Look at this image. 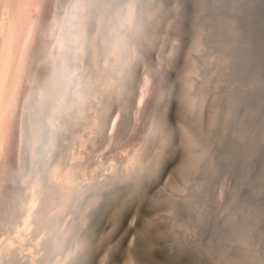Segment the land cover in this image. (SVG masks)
<instances>
[{
    "label": "bare ground",
    "instance_id": "6f19581e",
    "mask_svg": "<svg viewBox=\"0 0 264 264\" xmlns=\"http://www.w3.org/2000/svg\"><path fill=\"white\" fill-rule=\"evenodd\" d=\"M163 1L66 0L67 6L55 18L61 20L54 49L47 47L45 28H39L41 37L38 35L40 40L30 57L22 117L15 122L22 150L12 162L13 169H6L3 175V190L9 197L0 199L7 203L0 212L8 219L13 206L19 204L17 199L28 197L27 187L36 184L40 203L34 218L38 228L41 223L50 227L41 249L45 264L69 248L74 238L83 240L85 231L95 229L103 220H122V214L136 201H143L148 209L170 211L163 227L151 231L141 225L136 229L140 236L136 255L152 251L153 232L164 229L167 238L163 246L174 264H264V0H168L171 8L156 14ZM145 11L158 17L175 15L179 20L177 32L204 49L195 61L202 79L193 91L187 89L183 75L168 87L158 80L163 96L149 103L151 111L156 112L153 115L158 111L161 115L160 106L176 102L178 123H171L162 114L156 129L160 153L177 159L171 190L152 194L148 188L161 177L160 153L147 169L142 166V170L126 176L116 173L104 180L61 189L55 181L56 169L58 172L57 167L62 168L64 162L68 166L67 150L72 143L71 132L66 131L74 119L84 117L83 104L75 95L83 97L97 90L102 81L100 62L108 55V47L116 51L112 39L117 31H121L123 40L137 43L136 22ZM80 64L86 66L85 79L75 72ZM41 69L44 71L38 73L39 79H33ZM121 72L131 78L129 65ZM115 77L116 85L122 88V80ZM128 98L124 93L121 100ZM108 102L107 97L98 108L100 118ZM54 113L57 117L51 121ZM125 117L123 129L128 123ZM75 174L79 181L80 174ZM177 180L184 185L182 194L174 190ZM228 180L233 185L223 193V203L218 207L217 187ZM83 215L89 219L85 226ZM67 216L72 217L68 224ZM10 260L4 258V263L11 264L14 256ZM93 261L94 250L80 247L66 264Z\"/></svg>",
    "mask_w": 264,
    "mask_h": 264
},
{
    "label": "rangeland",
    "instance_id": "374dc122",
    "mask_svg": "<svg viewBox=\"0 0 264 264\" xmlns=\"http://www.w3.org/2000/svg\"><path fill=\"white\" fill-rule=\"evenodd\" d=\"M53 1L0 0V199L9 197V194L6 196L3 190L5 183L3 175L6 169L7 172L13 169L14 163L12 162L17 161L20 150H22L19 149L17 142L19 125L16 126V123H19L22 117L21 105L28 87L30 57L36 42L40 40L37 38L41 37L39 28L41 26L45 28V37H48L47 47L55 48L59 42L58 31L61 19H56L59 18L58 16L67 4L66 0H58L57 3ZM168 5H171L170 2L164 0L156 8V14L163 9H170L171 6ZM156 14H151L149 11L141 14V18L136 22L137 27L134 33L136 44L131 39L123 40L121 31H117L112 39V45L116 51L108 47L106 52L108 55L100 62L102 81L99 82L97 90L83 97L75 95V98L81 100L84 105H81L82 117H84L74 119V123L66 131L67 134L71 132L72 142V145L69 144V151L67 150L70 154H67L68 166L66 167L67 164L64 162L62 166L65 169L57 167L60 169L58 172L56 169L57 178L54 177L56 183L59 182L58 184L63 187L61 189L75 188L90 181L104 180L117 174L126 176L142 170V166H144L143 169H147L150 164L152 166L160 153L158 149L160 138L156 129L161 125L162 114L168 120L170 119L171 123H178L175 117L176 102L174 101L163 107L160 106L161 115L159 111L153 115L156 112L151 111L149 103L152 100H159L164 93L162 88V92L160 91L158 83L163 82L167 87L175 85L178 77L183 75L187 89L193 91L195 84L201 81L202 72L195 61L203 55V47L197 41L177 32L175 25H178V17L171 13L159 17ZM55 21L57 23H54ZM77 50L81 52L79 48ZM127 65L130 66L131 78L127 76L128 74L124 75L121 72L122 68ZM85 67L81 64L75 67L76 74L83 79L87 76ZM105 67L108 69L106 70ZM113 68L114 73L109 72ZM41 71L44 70L41 69L33 74L35 75L33 79H39L37 77L38 73L41 75ZM115 76H118L120 81L122 80V88L116 85L118 78ZM154 86L157 87L154 88ZM124 93H127L129 97L127 101L121 100ZM107 97L109 102L100 118L97 110ZM87 101L91 103L88 104L89 106ZM125 102L130 105H125ZM194 102H192L193 105L196 104ZM56 117L55 113L51 115V121H54ZM123 117L128 119L125 129L122 128ZM160 157L159 175L161 177L155 183L151 182L148 185L152 194L169 192L171 183L176 179L177 159L169 158L164 153H160ZM75 173L80 174L79 181L75 178ZM178 181L174 190L182 194L184 185ZM7 184L10 185L11 182ZM33 184V182L30 183V188L27 187L25 192V196L28 195L25 197V199L28 198L26 202L23 197H19L17 200L21 202L17 201L18 206H13L14 209L8 219L3 218L0 212V264H5L4 258H9L10 262L12 256L14 260L11 264H45L41 249H43L44 240L48 237L50 227L44 226L43 223L39 228L37 227L34 217L39 209L40 195L37 186L34 188L36 184ZM232 185V182L228 180L226 185L224 182L217 187L218 207L223 203V193ZM33 189L36 190L35 193ZM0 205V211H2L1 208L7 203L0 202ZM122 215L124 219L122 218L119 222L105 219L95 229L85 231L83 240L74 238L69 248L62 252L63 254H55L54 259L46 264H66L73 252L80 247L83 250H94L92 264H174L163 246L167 238L164 229L159 233L153 232L155 248L149 251L150 253L148 251L143 255L134 253L140 238L136 229L143 225L147 230L155 231L158 226L163 225L164 219L169 217L168 209L152 210L148 209L143 201H136ZM81 218L83 220L84 215ZM71 219L72 217L67 216L66 224ZM88 220L87 217L84 218V226ZM49 251L51 252V249Z\"/></svg>",
    "mask_w": 264,
    "mask_h": 264
}]
</instances>
